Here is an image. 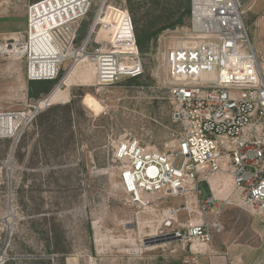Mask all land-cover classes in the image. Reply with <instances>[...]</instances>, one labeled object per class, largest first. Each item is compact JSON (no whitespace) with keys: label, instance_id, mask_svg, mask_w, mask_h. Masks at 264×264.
<instances>
[{"label":"rangeland","instance_id":"1","mask_svg":"<svg viewBox=\"0 0 264 264\" xmlns=\"http://www.w3.org/2000/svg\"><path fill=\"white\" fill-rule=\"evenodd\" d=\"M239 1L253 49L264 55V0ZM177 3L184 8V0H94L82 22L87 24L84 37L99 16L108 25L103 26L106 31L96 26L90 49L121 48L122 20L130 17L135 37L136 29L171 22L178 15ZM188 29L185 18L182 26L162 31L140 56L144 73L137 80L102 86L89 64L68 75L67 62L50 92L37 100L28 96L24 60L2 46L21 40L24 33L0 35V113H27L57 90L20 137L0 139V264H209L233 244L253 248L258 254L253 264H264V213L251 215L229 204L219 214L221 231L207 246L188 242L183 247L174 240L150 243L147 236L166 230L163 212L181 209L183 199L160 200L153 210H136L122 193L111 162L115 146L123 141L136 140L161 153L176 143L179 128L171 119V84L162 58L166 51L190 43ZM87 95L100 104L98 112L84 106ZM226 190L229 194L227 183ZM196 203L189 216L178 212V223L197 219ZM49 241H58L67 253L48 255ZM244 261L252 264L248 256Z\"/></svg>","mask_w":264,"mask_h":264},{"label":"built area","instance_id":"2","mask_svg":"<svg viewBox=\"0 0 264 264\" xmlns=\"http://www.w3.org/2000/svg\"><path fill=\"white\" fill-rule=\"evenodd\" d=\"M93 1L41 0L27 7L22 39L2 46L17 49L8 54L24 60L28 82L57 80L67 62L68 75L89 64L102 86L143 76L130 17L118 31L121 48L90 49L96 26L104 30L106 24L99 16L79 41ZM188 31L190 43L162 58L171 84V119L179 128L173 148L161 153L128 140L118 143L111 156L120 189L136 210L183 199L181 209L163 212L166 230L146 238L163 244L174 240L183 247L188 242L210 244L221 231L219 214L227 204L251 215L264 213V55L253 49L239 0H190ZM38 103L27 113H0V139L20 137L43 110ZM226 182L229 194L223 192ZM201 184L209 192L204 200ZM196 200L197 219L178 223V212L189 216ZM227 264L242 263L227 258Z\"/></svg>","mask_w":264,"mask_h":264},{"label":"trees","instance_id":"3","mask_svg":"<svg viewBox=\"0 0 264 264\" xmlns=\"http://www.w3.org/2000/svg\"><path fill=\"white\" fill-rule=\"evenodd\" d=\"M174 9L176 10L177 16L172 15L170 18H173L171 22H167L166 24H163L161 26H158L156 28L148 27L143 28L142 30H135V40L136 45L139 50L140 56L143 55L144 50L149 48V44L151 42H154L157 38V36L166 29H174L177 26H182L185 23V18H189L190 13V0H184V8H181V4L177 3L174 5ZM168 18V21L170 20ZM158 22H161V19L158 18ZM87 31V24L82 23V25L79 28V40L84 38V35ZM137 80V79H134ZM131 80V81H134ZM56 81V80H55ZM55 81H40V82H28L27 88H28V96L32 99H39L41 95H46L50 92L52 89V86ZM67 109L70 108V106L66 107ZM60 243L58 241L55 242V244H51L50 241L46 243L45 246V252L48 255H65L67 252L62 250L59 247ZM46 262H50V259H48ZM40 263H45L42 260Z\"/></svg>","mask_w":264,"mask_h":264},{"label":"crops","instance_id":"4","mask_svg":"<svg viewBox=\"0 0 264 264\" xmlns=\"http://www.w3.org/2000/svg\"><path fill=\"white\" fill-rule=\"evenodd\" d=\"M41 0H0V35L21 32L26 30L27 7ZM223 181L222 178L219 179ZM228 184V182H226ZM253 248H245L241 244L228 245L225 248L224 257L210 258L209 264H227L228 259H240L242 264H249L244 261V256L251 258L252 264L258 255ZM244 255V256H243Z\"/></svg>","mask_w":264,"mask_h":264},{"label":"bare ground","instance_id":"5","mask_svg":"<svg viewBox=\"0 0 264 264\" xmlns=\"http://www.w3.org/2000/svg\"><path fill=\"white\" fill-rule=\"evenodd\" d=\"M12 50H16V48H14ZM9 52H12V51H9ZM56 92H57V90L54 91L53 95L48 100H44L42 102H39L38 108H41V110H42L43 108L48 107L50 105V102L53 101V99L55 98V96L57 94ZM83 104L89 110L94 111V112H98L99 109L101 108L100 104L90 95L85 96V98L83 99Z\"/></svg>","mask_w":264,"mask_h":264},{"label":"water","instance_id":"6","mask_svg":"<svg viewBox=\"0 0 264 264\" xmlns=\"http://www.w3.org/2000/svg\"><path fill=\"white\" fill-rule=\"evenodd\" d=\"M200 190H201V199L204 200L208 195H209V192H208V188L205 184H201L200 185ZM150 243H161L162 240H155V241H149Z\"/></svg>","mask_w":264,"mask_h":264}]
</instances>
